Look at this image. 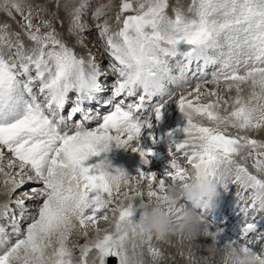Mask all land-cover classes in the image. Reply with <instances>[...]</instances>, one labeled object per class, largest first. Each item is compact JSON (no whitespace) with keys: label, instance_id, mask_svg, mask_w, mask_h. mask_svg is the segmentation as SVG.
Masks as SVG:
<instances>
[{"label":"snow or ice","instance_id":"6c2138e0","mask_svg":"<svg viewBox=\"0 0 264 264\" xmlns=\"http://www.w3.org/2000/svg\"><path fill=\"white\" fill-rule=\"evenodd\" d=\"M90 4L91 0H80L74 9L72 27L85 30L81 17L87 15ZM108 6L97 7L91 18L99 20ZM169 6V0H120L115 16L118 29L111 31L107 20L95 25L99 40L114 62L111 69L118 76L107 103L111 105L122 96L138 100L125 106L121 99L114 104V110L102 116L98 126L89 127V122L100 119L83 107L103 91L98 66L91 59L86 64L58 39L50 21H42L43 27L49 29L46 32H41L40 26L34 27L31 12L24 15L21 0H0V10L8 15L21 14L25 35L34 45L25 52L22 43H8L9 52L13 47L16 51L11 55L0 53V146L8 149L20 167L19 180L6 183L15 192L35 179L42 187L31 189L33 196L23 195L28 199L43 198L23 230L12 218L14 242L0 229V264H89L90 253L95 254L91 264H106L108 258L127 264L121 247L127 234L121 235L119 227L135 216L138 207H143L144 192L138 185L145 183L147 196L159 198L168 184L183 182L187 172L175 159L169 165L173 171L159 176L139 169L135 176L120 169L110 173L104 161L88 167L84 162L100 157L112 145L137 152L141 163L148 165L151 152L139 146L141 131L161 119L162 109L178 93L175 105L185 126L180 130L183 139L170 144L169 155L174 148L191 168L203 166L214 179L219 165L226 164L229 170L234 165L235 180L251 190V211L264 213V142L228 134L230 128L245 133L264 130V0H191L186 11L173 8L172 16L167 12ZM0 43H7L4 35H0ZM173 60L176 75L170 64ZM193 65L195 71L189 76ZM210 67L214 70L207 79L206 69ZM221 83L229 93L227 97L216 90L201 93L203 85L218 88ZM242 85L250 88L246 97ZM37 86L42 100L35 91ZM189 88L192 90L187 91ZM71 92L76 93V98L65 118L60 113ZM201 95L215 100L202 103ZM153 98H159L151 108L153 115L140 116L146 102ZM77 113L82 114V121L70 127L68 121ZM197 117L206 120L207 125L197 123ZM245 148L249 150L247 156L241 155ZM237 156L241 160L252 158L258 175L237 163ZM120 176L124 177L122 183ZM122 188H130L132 195L128 191L121 193ZM121 194L128 200L141 199L138 205L129 203L123 207ZM16 204L24 208L23 200ZM241 211L247 214L248 208ZM4 214L7 215V205ZM109 214L116 216L114 233L104 229L100 236L99 222H108ZM77 227L85 238L89 228L96 235L83 245L69 246ZM249 234L264 243V233L256 230L253 219L242 228L239 240L228 244L250 256H264V248L259 253L252 250L255 244L247 239ZM151 241L149 237L143 246L147 245L155 264L162 253ZM76 250L78 259L74 258Z\"/></svg>","mask_w":264,"mask_h":264},{"label":"clouds","instance_id":"9594fccd","mask_svg":"<svg viewBox=\"0 0 264 264\" xmlns=\"http://www.w3.org/2000/svg\"><path fill=\"white\" fill-rule=\"evenodd\" d=\"M112 143L115 144L116 141L113 140ZM100 147L103 148V144ZM222 170L228 171L229 166L219 165L214 179L205 167L192 168L183 182L168 184L166 191L159 193V198L147 196L143 207L137 208L138 216L121 223L119 227L121 235L127 234V239L121 244L127 256V264H141L144 261L141 249L149 237L152 240L177 237L180 244L187 248V264H264V256H250L230 244L226 243L218 248L217 236L206 230L208 222L205 216L215 209L216 189L221 184ZM123 179V176L119 177L121 183ZM129 203L139 204L125 199L122 206L127 207ZM115 221L116 216L113 214L108 220L107 228L113 233ZM103 234V230L98 233L100 236ZM198 237L212 241L205 248L206 256L195 255L193 241ZM155 264H161V261H156Z\"/></svg>","mask_w":264,"mask_h":264},{"label":"rangeland","instance_id":"374dc122","mask_svg":"<svg viewBox=\"0 0 264 264\" xmlns=\"http://www.w3.org/2000/svg\"><path fill=\"white\" fill-rule=\"evenodd\" d=\"M95 1L97 2V7H101V6H104L107 4L110 5L109 8H111V12L114 15L112 17H110L109 19H107V21L109 23L111 31L117 30L119 25L115 21V16H116V13L119 9L120 0H95ZM95 1L92 3L93 5H95ZM190 2H191V0H169V5L174 6V8H180L181 10L186 11ZM21 3L23 4V12H24L25 16L28 15L29 12H31V22H32L34 27L40 26L41 32H46L49 29H46L43 27L42 21H50L51 28L55 30V32L57 34V38L60 39L63 43H65L69 48H71L78 57H81L83 55V51L80 47L79 40H83L84 44L87 47H90V45L93 43V41L90 40V34L88 32H92L95 27L86 26V25H89V23L87 21L88 13H87V15L81 17V24L85 28L84 31H79L78 29L72 27V16L74 13V9L76 7H78L77 1H75V4H73V6H72L73 9L70 12L72 16L71 17L68 16L66 18L63 17L64 6L62 9H60L61 4H62V0H21ZM64 5H67V3H64ZM89 10L90 9L88 8V11ZM167 12H168L169 16L173 15L172 11L167 10ZM23 24H24V20H23V17L21 16V14L16 13V12H12L11 15H8L6 11L0 10V35H4L6 37V40H7V43H4L2 45L0 53H5V54L10 55L9 49L4 48L6 45H8V43L16 44L17 42L24 41V42H28L32 47H34V45L32 44L31 41H29V40L27 41L24 38H22L23 34H25L24 29L22 27ZM8 37L10 38V40ZM102 46H104V45L99 40V37H98L96 39V45L93 48H90V50L93 52L101 53L103 55V53L99 50V48H101ZM11 51L14 53L16 51V49H13ZM92 57H97V56L93 55ZM105 69H108V67L105 66ZM213 90H216L219 92L220 87H218V88L217 87H211L207 91L211 92ZM202 92H204V91H201V93ZM227 96H225V97H227ZM189 98H191V97H189ZM214 100H215V97L210 96V95H208V96L202 95L201 96V102L206 101V103H207L209 101H214ZM240 133H242L243 135H246L247 132L246 133L240 132ZM249 137H252V136H249ZM5 160H7V159H5ZM91 162H93V161L91 160ZM95 162L97 163L99 161H94L93 164H95ZM1 179H2V177H0V180ZM24 190H26V189H24ZM19 191H21V189H18V191L16 189L15 192H19ZM22 192H25V191L22 190ZM37 198L41 199V202H40V204H41L43 198L42 197H37ZM102 198H104L103 195H102ZM7 200H9V199H6V201ZM39 200H38V202H39ZM34 203H37V202L35 201ZM109 215L111 217V214H109ZM108 227H109L108 222H102L99 224V228L101 230L107 229ZM95 235H96V233L91 228L88 229V237L87 238H85L84 236L81 235V231H77V233L73 232V234L71 235L70 240H69V246H71L72 244L83 245L86 242V239L90 240ZM151 243L153 244L154 247H156L162 253V258L160 260L161 264H167V263L171 264L167 261L168 260L172 261V259L170 257H168L167 255H165V253H163L164 251L162 252V249H160L158 246H156L153 241H151ZM141 251L143 253V258H144L145 264H152L151 257L147 253V245H144L143 248L141 249ZM75 254H77L76 256L79 257V251L78 250L75 251L74 255ZM94 255H95L94 253L89 254V264H91V260H92V257ZM177 255L179 257L181 256L179 253ZM76 256H74V258ZM167 258H169V259L167 260Z\"/></svg>","mask_w":264,"mask_h":264},{"label":"bare ground","instance_id":"6f19581e","mask_svg":"<svg viewBox=\"0 0 264 264\" xmlns=\"http://www.w3.org/2000/svg\"><path fill=\"white\" fill-rule=\"evenodd\" d=\"M64 3H67V5H64ZM73 4H75V0H62V4H61V8L60 9H62L63 6H64V11H63V17L64 18H66L68 16L69 17L72 16L70 12L73 9V7H72ZM99 50L101 52L104 51L105 50L104 46H102L101 48H99ZM92 58H93V60H96L97 57H92ZM107 73H111V71L109 69H107ZM243 93H244V91H243ZM231 95H235V91H232ZM171 103H173V102H171ZM168 105H171V104H168ZM222 110L223 109H221V113H222ZM169 114H170V112L167 115H169ZM163 127H165V131H166V134L168 135V137H169V134H171V137H169L170 139H176L178 141H181L183 139V133L180 130L183 129L184 125L182 123H180L179 121L176 120V121L172 122L169 125H166L164 123ZM158 132L159 131H156L154 133V136ZM246 136H248V137L249 136H252V138H256V139H259V140L264 141V130L247 132L246 133ZM148 140H149V143L147 144V147L148 148H157L159 146V144H160V142L153 141V140H156L154 137H150ZM119 150L120 149L115 148L114 146H112V148L109 149L106 153H101L100 157H93V158H91V160L93 162L94 161H104L108 165L107 171H109L111 173V171H110L111 170L110 159L112 157H117L118 161L120 162L121 166L123 167V171L127 175H129V173L132 172L131 165H130L131 164L130 163V160L129 159H125L124 160L121 156H123L125 158H127V156H125L124 154H122ZM2 155H3V151H1L0 157ZM174 155L175 154H172L171 157H173ZM91 160L85 161L84 162V166L85 167L86 166L88 167V166L92 165L93 162H91ZM140 171H142V172L145 171V168H141ZM26 181H27V179H26ZM31 182L32 181H27L19 189H21V191L22 190L23 191H26L24 189H26L31 184ZM6 187L11 189L12 186L11 185H7ZM138 188H139L140 191L144 192V196L142 197V199L143 200H146L147 199V186H146V184L145 183H141L140 185H138ZM17 191H18V189H17ZM124 191H128L129 192V195H132V192H131L130 188L129 189L122 188L121 189V193H123ZM5 195H7V194H5ZM39 199L40 198H34V199L31 200V203H34L35 201L38 202ZM140 199H141V197H136V199L134 201L135 202H139ZM119 200L125 201V198L123 197L122 194L119 196ZM0 201H5V200H3L1 198V195H0ZM0 215H1V213H0ZM224 219H225V217H223L222 219H220V221H224ZM235 219L237 220L238 217H236ZM229 220H230V217L227 218L224 221V224H226ZM20 221H21V219H20ZM254 223H255L256 230L258 232L264 233V221L263 222L256 221ZM245 226H246L245 224H241V230ZM0 228L3 229L4 227L3 226H0ZM240 234H241V231H240ZM248 237H250V239L255 244V246H253V249L256 246H258L260 243H262V242H260V241H258L256 239V235L255 234H249ZM211 243H212L211 239L204 238V237H198L195 241H193V245L195 246V255L200 256V257L206 256L207 253L205 251V248L209 244H211ZM216 243H218V240H216ZM157 244H158V247L162 249V252L164 251L163 253H165V255H167L168 257H170L172 259V261H171V260H168L169 258H167V260H168L167 262H169L171 264H187V257L185 255V253L187 252V248H185L184 246H182L180 244L179 240L177 242V237L168 238V240L165 243H163V242H157ZM262 245L264 246V243H262ZM178 253L180 255H182V256L179 257L177 255Z\"/></svg>","mask_w":264,"mask_h":264},{"label":"water","instance_id":"95a60500","mask_svg":"<svg viewBox=\"0 0 264 264\" xmlns=\"http://www.w3.org/2000/svg\"><path fill=\"white\" fill-rule=\"evenodd\" d=\"M107 262H108L109 264L114 263V258H108V259H107Z\"/></svg>","mask_w":264,"mask_h":264}]
</instances>
